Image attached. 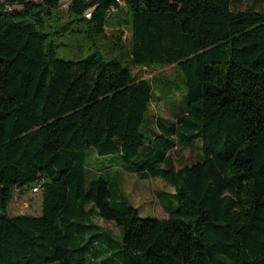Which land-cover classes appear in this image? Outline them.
Here are the masks:
<instances>
[{
	"label": "trees",
	"instance_id": "trees-1",
	"mask_svg": "<svg viewBox=\"0 0 264 264\" xmlns=\"http://www.w3.org/2000/svg\"><path fill=\"white\" fill-rule=\"evenodd\" d=\"M119 1L68 0L64 11L59 0L0 2V264H264V9ZM73 21L110 49L126 39L124 63L113 50L57 58L55 39ZM168 65L183 108L155 118L147 137L152 86L130 67ZM196 139L199 159L175 167L169 151ZM88 149L172 185L175 208L140 217L103 176L87 177ZM30 182L39 213L8 215L11 189ZM97 217L120 226L121 241Z\"/></svg>",
	"mask_w": 264,
	"mask_h": 264
},
{
	"label": "rangeland",
	"instance_id": "rangeland-1",
	"mask_svg": "<svg viewBox=\"0 0 264 264\" xmlns=\"http://www.w3.org/2000/svg\"><path fill=\"white\" fill-rule=\"evenodd\" d=\"M62 1V0H61ZM68 1V0H67ZM253 5L256 10L264 9V0H233L231 9L234 11L243 10ZM64 11V8H58ZM124 16V8L118 7L115 10L107 12L108 21L105 26V34L110 35L114 32L113 26L108 25L110 21H114L117 17ZM129 18V15H127ZM67 19V17H66ZM65 19H61L58 25H62ZM52 22V19H49ZM84 21L71 22L67 24L62 32L64 35L57 37L55 42V56L66 60H78L86 57L90 52L96 50L100 53L112 51L124 63L126 57L127 42L123 43L125 48L110 49V41L105 40L101 36L92 40L87 39L82 31ZM57 26H46L44 31L49 33L57 30ZM123 37H128V32L123 28ZM52 34V33H50ZM130 71L138 78L148 79L153 91V99L149 104L147 112V122L140 126L143 135L149 137V126L154 129L155 118L163 120H174L175 115L183 108L184 98L180 87V75L172 65L157 67H138L131 66ZM166 82H175L176 85L168 86ZM145 126L147 129H145ZM200 141L194 140V144L190 147H173L169 154L175 167L192 163L199 159ZM138 159V157L136 158ZM85 164L87 166V177L100 174L103 176L111 187H117V190L123 197L136 207L140 217H166L168 212L176 206V200L173 195L174 188L172 185L162 181L159 177L141 180L138 179L133 172L130 171L129 165L123 166L119 162L118 157H100L93 149L85 152ZM35 183L30 182L18 188H12L10 196L6 202V212L8 215L28 214L37 215L40 209V191H31V187ZM94 221L109 229L117 241H121L122 229L115 225L112 221L101 218H94Z\"/></svg>",
	"mask_w": 264,
	"mask_h": 264
},
{
	"label": "built area",
	"instance_id": "built-area-1",
	"mask_svg": "<svg viewBox=\"0 0 264 264\" xmlns=\"http://www.w3.org/2000/svg\"><path fill=\"white\" fill-rule=\"evenodd\" d=\"M4 0H0V2H3ZM32 1H36V0H32ZM67 0H59V5H60V7L61 8H65L66 6H67ZM117 2H118V4H122V2L121 1H119V0H117ZM13 8V4H9V3H5L4 4V9L5 10H11ZM110 10H112V9H110ZM90 12H91V8H88V9H86V10H84L83 11V17L84 18H89V16H90ZM39 189V184H35L34 186H32L31 187V191L32 192H36L37 190Z\"/></svg>",
	"mask_w": 264,
	"mask_h": 264
}]
</instances>
